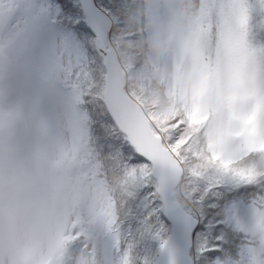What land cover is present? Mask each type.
Listing matches in <instances>:
<instances>
[{
  "label": "rangeland",
  "instance_id": "rangeland-1",
  "mask_svg": "<svg viewBox=\"0 0 264 264\" xmlns=\"http://www.w3.org/2000/svg\"><path fill=\"white\" fill-rule=\"evenodd\" d=\"M14 2L26 18L21 15L22 21L15 20L4 34L0 31V180L7 173L21 190L36 186L46 195L55 223H59L48 243L43 264H113V261L124 264L125 260L128 264H153L161 251L160 241L148 240L137 248L132 247L129 228L121 229L117 224L114 207L117 203L106 189L110 187L109 180L114 178L108 179L107 172L97 178L83 175L81 181L87 187L98 182L108 192L100 200L103 207L95 217L85 216L81 232L84 238L71 243L72 251L63 252L64 240L80 233L74 231L63 237L68 220L61 215L65 207H69L68 199L75 192L71 191L80 189L72 174L85 166L82 161L74 160L81 152L78 150L81 141L79 136H73L72 128L75 124L79 126V122L69 103L64 104V110L70 123L55 119L59 107L56 100L42 102L46 91L47 98L53 95L52 84L42 82V89L36 91L30 81L38 84L41 79L36 71L31 75L28 72L32 65L41 63L40 68L51 69L50 58H46L49 52L66 81V73L77 63V53L67 46V41L70 42L67 38V41L60 35L61 39L55 38L42 28L39 14L45 9L41 4L31 6L28 0H0V22L3 11L9 10ZM142 2L145 8L141 9V14H146L147 18L139 43L143 46L139 49L142 60L133 62L139 66L137 73L124 62L126 53L120 47L111 46L127 75V84L146 81L159 88L168 107L176 108L181 120L195 125V139L202 140L200 148L211 156V163L218 168L230 171L236 164V170L247 169L250 174L257 167L264 168V45L254 43L251 27L243 26L246 17L264 18L261 16L264 0ZM92 46L95 48V43ZM138 54L139 51L136 58ZM213 117H218L215 134H200L199 129ZM248 117L255 118L252 131L241 136L240 121ZM148 118L151 121L149 115ZM154 131L162 138L159 129ZM165 144L183 169V181L177 193L184 196V165ZM123 171L124 179H132L135 168L131 166ZM89 195L85 198L82 193H76L73 203L84 210L89 207L91 198L98 200L96 192ZM190 203L194 209L196 204ZM104 208L108 209L104 212ZM241 214L239 218L232 214V233L234 238L252 237L254 245L245 244L240 251L248 257V264H261L264 201L250 203ZM194 259L196 261V255ZM216 264L225 263L216 261Z\"/></svg>",
  "mask_w": 264,
  "mask_h": 264
},
{
  "label": "trees",
  "instance_id": "trees-1",
  "mask_svg": "<svg viewBox=\"0 0 264 264\" xmlns=\"http://www.w3.org/2000/svg\"><path fill=\"white\" fill-rule=\"evenodd\" d=\"M28 2L31 6L33 4H41L44 7V13L39 14L42 19V28H45L55 38L61 39L58 35L64 37V39L67 38L70 41L68 42L66 39L67 46H70L77 53V65L75 64L66 73L68 76L66 81L63 80V75L57 69L58 67L61 69V67L57 66L53 54L49 52H47L46 58H50L51 69L48 67L40 68L43 64L41 63L32 65V70L28 72L31 75L36 71L39 79H41L38 84L30 81L36 91L42 89V82L50 81V84H52L53 95L47 98L46 91V94H43L45 97L42 102L45 100L50 101L51 99L56 100L59 107L56 110L55 119L61 120L62 123H70L66 120L67 113L64 110V104L69 103L79 122V126L75 124L74 129L72 128L73 136H79L78 139L81 141L78 147L81 152L74 157V160L82 161L85 166L82 171H75L72 174L74 182L78 184L80 189L75 188L71 191V193L75 192L68 199L69 207H65L61 215L66 221L68 220L67 229L62 234L63 237H67V234L74 231L80 233H78L79 236H75L76 238L71 236L64 240L62 248L65 253L67 250H73L71 243L84 238L81 232L85 216L95 217L96 212L103 207V202L100 200L104 199L105 192H108L98 182L92 183L87 187L81 181L84 174H86V177L94 175L97 178L107 172L109 173L108 179L114 178L115 181L113 179L109 180L107 184L110 187L106 189L110 190L113 202L117 203V205H112L116 207L117 224L121 226V229L129 228V212L134 207L137 197L148 200L150 198L149 194H151V198L155 197L157 202L161 201L156 195L157 183L151 175V166L141 157L137 163H132L133 160L137 159V153L129 145L126 137L119 132L104 106L103 90L106 73L102 60L97 56L95 48L92 46L95 43L94 37L90 35L85 27L80 0H28ZM96 2L115 23L111 43L113 46L120 47L126 53L124 62L128 68L131 66L132 71L135 68L137 73L139 66L133 62L142 60V54L139 49L143 46L139 43L145 30L143 27L144 21L147 18L146 14H141V9L145 8L142 0H96ZM68 5L71 6V10H68ZM22 6L24 7V3H22ZM3 13L4 15L0 22L1 34L10 30L15 20L22 21V16L24 19L26 18L25 15L20 14V11H18L16 2L11 5L9 10L3 11ZM82 28L86 29V31H82ZM78 36L82 39H79ZM138 51L139 59L136 58ZM28 66H31V61H28ZM128 90L130 96L148 113L154 128L159 129L171 151L184 165L186 180L183 190L185 197L177 193V202L189 212L198 211L197 205L194 209L190 206L193 194L203 190V195L206 196L209 190L214 189L217 183L223 181V174L229 171L224 170L222 167L218 168V166L211 163V156L200 148L202 140L195 139V125L188 123L186 120H181L182 117L177 114V109L173 110L168 107L167 101L161 95L159 88H156L154 84H146V81H131L128 84ZM177 121L183 122L175 130L169 127V124H175ZM177 140L180 141L179 144L176 143ZM131 166L135 168L133 178L124 179L123 168L129 169ZM230 171L232 173L237 172L236 164L231 167ZM239 171L243 172V170ZM67 182L69 185V181ZM81 186H83V190ZM84 188H86V191ZM93 192L97 193V198L100 202L91 198L89 207L83 208L85 211L81 209L78 203H73L76 193H82L85 198H89V193ZM254 192V188H242L239 190V195L250 199L252 204L262 203L264 200H261L258 194H253ZM64 193L67 192L65 191ZM253 195H256L257 198L251 199ZM112 205L108 208H111ZM108 208H104V212ZM81 212L83 215H81ZM77 214L80 215L79 218L76 217ZM161 219L166 225L164 239L168 240L171 227L165 221L164 216ZM205 233L206 229L203 224H200L195 237L196 248L194 254L196 255V264H211V262L216 264V261H222L225 264H242V260L246 256L240 251V248L242 246L245 247V244L248 243L254 245L252 237L249 235H239L234 238L232 229H229L225 233V241L212 240V243L223 249V251L207 252L204 256H198L197 252L201 237ZM213 235H219V233H214ZM71 238L74 239L72 242L70 241Z\"/></svg>",
  "mask_w": 264,
  "mask_h": 264
},
{
  "label": "water",
  "instance_id": "water-1",
  "mask_svg": "<svg viewBox=\"0 0 264 264\" xmlns=\"http://www.w3.org/2000/svg\"><path fill=\"white\" fill-rule=\"evenodd\" d=\"M80 4L86 18V27L96 36V52L104 62V105L108 114L137 154L150 161L152 177L158 184L157 192L161 202L171 209L183 212L182 206L175 201V191L183 181V169L163 139L153 132V125L144 109L127 92V75L115 49L110 47L113 21L98 7L96 0H80ZM94 28L97 29V34ZM164 217L172 231L168 239L169 248L162 250L156 264H193L194 238L199 224L189 228L181 214Z\"/></svg>",
  "mask_w": 264,
  "mask_h": 264
},
{
  "label": "snow or ice",
  "instance_id": "snow-or-ice-1",
  "mask_svg": "<svg viewBox=\"0 0 264 264\" xmlns=\"http://www.w3.org/2000/svg\"><path fill=\"white\" fill-rule=\"evenodd\" d=\"M68 10H71L70 5H68ZM261 16L264 17V13H261ZM243 26L251 27L254 43L258 42L264 45V18L249 19L246 17ZM81 30L86 31L83 28ZM93 30L97 34V29L94 28ZM254 119V117H248L240 121L242 130L239 135L251 133ZM176 143L179 144L180 141L177 140ZM139 159L140 156L137 154V159L133 160L132 163H137ZM144 160L150 164L147 157H144ZM223 175V181L217 183L214 189L209 190L206 196L203 195V190L193 194L192 203L198 206V211L189 212L185 209L181 212L171 209L163 202H157L156 199L151 198V194H149L148 200L137 197L134 207L129 212L128 235L132 247L137 248L141 243L148 240H158L161 250H168V241L164 239L166 225L161 218L165 215L174 217L181 214L187 221L189 228L196 224H203L206 229L198 247V256H204L207 252L223 251L214 245L212 240L225 241V233L231 229V224L234 222L232 214L235 213L236 217L239 218L243 216L242 211H247L251 200L240 196V189L254 188L253 194H258L259 198L264 200V168L257 167L251 174L245 169L243 172L237 170V172L232 173L229 171ZM256 198V195H253L251 199ZM214 233H219V235H213ZM113 264H115L114 261ZM124 264H128V261L125 260ZM193 264H196V261Z\"/></svg>",
  "mask_w": 264,
  "mask_h": 264
},
{
  "label": "clouds",
  "instance_id": "clouds-1",
  "mask_svg": "<svg viewBox=\"0 0 264 264\" xmlns=\"http://www.w3.org/2000/svg\"><path fill=\"white\" fill-rule=\"evenodd\" d=\"M182 122L169 127L175 130ZM217 122L218 117L211 118L200 134L214 135ZM55 229L46 195L36 186L21 190L5 173L0 180V264H43ZM260 250L264 264V246ZM242 264H248L247 257Z\"/></svg>",
  "mask_w": 264,
  "mask_h": 264
}]
</instances>
